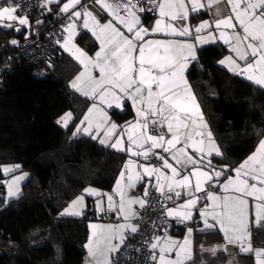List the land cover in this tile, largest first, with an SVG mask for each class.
Masks as SVG:
<instances>
[{
  "label": "snow or ice",
  "instance_id": "obj_1",
  "mask_svg": "<svg viewBox=\"0 0 264 264\" xmlns=\"http://www.w3.org/2000/svg\"><path fill=\"white\" fill-rule=\"evenodd\" d=\"M56 2L58 0H42L41 6L47 7ZM94 2L111 19L102 23L103 17H98L87 5H83L68 15V23L64 26L67 35L61 44L84 69L70 86L84 97L98 101L88 108L73 132V137L82 131L91 136V139L99 138L101 144L117 151L142 156L145 160L152 155L162 161L160 166L137 165L131 160L125 164L113 188V193L120 197L119 214L125 221H130L139 215L133 210V205L139 204L141 209L145 208L150 185L145 186L142 198H130L126 191L134 188L145 176L155 177V191L166 200L172 199L168 193L173 192L177 198L182 194L192 197L176 208L165 209L167 217L185 225L193 219L192 209L200 199L194 193L204 192L208 186H218L225 194L221 196L207 191L210 204L200 210L199 215L204 224V228L200 230L215 229L219 225L226 244L209 251L216 255L219 251L227 252V245H237L241 253L254 252L255 264H264V249L252 248L249 230L253 214L256 226L264 227V139L259 142L256 151L233 170L235 177H229L222 185H214L212 182L214 179L218 180L223 171H205L204 168L209 167L211 161L204 164L203 158L210 157L213 153L220 156L222 153L208 130L200 105L185 77L189 63L197 60L196 45L216 42L214 29L219 34L218 39L235 54V57L226 56L219 64L264 90V0H148L151 5L148 8L141 5V0ZM78 5H81V0H67L60 7V13H69L70 9H77ZM21 7L15 0H5L4 4H0V27L15 28L17 32L21 30L20 27H15L17 23L30 27L27 15H16ZM202 10L211 12L213 19L204 20L195 26V43L176 39H145L149 34L156 33L168 37L192 36L190 26L180 22L187 21L190 12ZM146 11L157 13L151 29L144 27L141 22L140 14ZM81 19L83 28L100 42V50L95 53L94 58L72 43L77 32L76 21ZM11 43L15 45L17 41L12 40ZM94 72L99 75H94ZM129 100L137 119L121 134L127 135V147L120 136L115 137V142L109 143L114 139L118 125L110 120L103 106L121 108ZM72 119V113L68 112L57 123L67 128ZM150 125L159 130L160 134H150ZM164 126L167 127L166 133L162 131ZM102 130L103 138H100ZM93 131L96 135H92ZM189 148L201 159L197 160L190 155L187 151ZM155 149L169 153L175 164L182 165L188 174H183L168 158L155 152ZM162 169L170 170L171 175ZM14 170L11 167L2 169L6 174ZM24 178L19 176L8 182L9 197L18 194V183ZM192 178H195L194 186ZM13 185H16L15 190ZM177 188L183 192L176 191ZM85 194L98 198L107 196V210L114 211L117 208L112 194L86 188L84 194L77 196L61 215H82ZM249 198L255 201L254 205ZM96 210L98 213L105 211L102 199H97ZM89 227L93 231L85 247L91 257L100 253L104 257L102 264H112L109 254L120 249L126 239L124 232L136 233L139 230L138 225L130 222L117 226L92 224ZM192 233L193 228L188 227L183 241L173 240L166 232L163 238L157 235H153L151 239L145 237L150 259L154 264H188L193 259ZM117 239L119 243L114 244L113 241ZM229 264L232 262L229 261Z\"/></svg>",
  "mask_w": 264,
  "mask_h": 264
},
{
  "label": "trees",
  "instance_id": "obj_2",
  "mask_svg": "<svg viewBox=\"0 0 264 264\" xmlns=\"http://www.w3.org/2000/svg\"><path fill=\"white\" fill-rule=\"evenodd\" d=\"M57 10L53 5L39 24L30 21L35 31L0 27V168L18 165L15 172L27 175L20 195L4 203L0 173V264H81L88 222L96 219L90 211L92 199L86 198L80 217L61 213L87 187L109 193L125 161L124 154L90 136L73 137L91 103L69 87L79 70L73 59L58 47L39 63L14 56L24 41L43 34ZM75 42L89 55L98 48L83 30ZM227 52L218 44L199 48L186 77L222 153L209 159V170L231 174L264 136V90L218 65ZM68 111L73 119L65 128L57 120ZM109 115L119 125L133 119L127 103ZM250 232L252 248L264 249V227L251 225ZM192 243L188 264H227L231 255L235 264H255L252 254L236 247L213 255L212 245L224 243L218 229L195 232Z\"/></svg>",
  "mask_w": 264,
  "mask_h": 264
},
{
  "label": "crops",
  "instance_id": "obj_3",
  "mask_svg": "<svg viewBox=\"0 0 264 264\" xmlns=\"http://www.w3.org/2000/svg\"><path fill=\"white\" fill-rule=\"evenodd\" d=\"M64 3H67V0H58V2H56V3H52V4H50V7H51V9H52V6L53 5H57L58 6V9L60 10V7H62V5L64 4ZM83 5H87L88 6V9L90 10V11H92L94 14H98V17H103V19H102V23L103 22H107L109 19H111V17H109L108 16V14L106 13V12H104L102 9H100L99 8V5H97V4H95V2H94V0H81V5H78L77 6V9H70L69 10V13H66V14H68V15H70V13H71V11H74V10H78L79 8H81ZM200 14H204V17H197V16H199ZM157 19V13H156V17L154 18V19H152V20H149L147 23L145 22L146 20H141V22H142V25L144 26V27H146V28H149V29H151L153 26H154V24H155V20ZM213 19V17H212V15H211V12H209V11H200V12H197V13H191L190 12V16H189V19L187 20V21H181L180 23L181 24H187V25H189L190 26V28L192 29V36H185V37H168V36H165V35H163L162 33H156V34H149L147 37H145V39H147V40H164V39H176V40H180V41H187V42H192V43H195V32H194V28H195V26L196 25H198V24H200L202 21H204V20H209V21H211ZM76 23H77V32H76V35L75 36H73V38H72V43L73 44H75L76 45V47H78V48H80L77 44H76V42H75V39H76V37L78 36V34H79V32H80V30H83V31H85V32H87V33H89L93 38H94V40L97 42V45H98V48H97V50L92 54V55H89L88 53H86L83 49H81V50H83L88 56H90V57H95V53L97 52V51H99L100 50V42L92 35V33L90 32V31H88L87 29H84L83 28V20L81 19V20H78V21H76ZM118 27H122V26H119V25H117ZM3 28H7V27H3ZM21 29H26L28 32L29 31H35V28L33 29L32 28V26H30V27H22ZM123 30V29H122ZM213 31H214V34L217 36V40H216V42H210V43H206V44H197L196 45V52H197V50L199 49V48H203V47H206V46H209V45H216V44H218V45H223V46H225L226 48H227V50H228V52H227V54L225 55V56H223L222 58H220L219 60H218V65L220 66V67H222L223 69H225L226 71H228L227 70V68L226 67H224V66H222V65H220L219 64V61L220 60H222V59H224L226 56H233V57H235V54L234 53H232L230 50H229V48H228V46L227 45H225V44H223V42L222 41H220L219 39H218V33L217 32H215V30L213 29ZM17 32V31H16ZM125 34H127L126 33V30H125ZM203 34H205L206 35V33H203ZM66 35H67V33H66ZM63 43V42H62ZM61 43V44H62ZM60 44V45H61ZM58 50L60 51V52H63V53H65L66 55H68L71 59H73L76 63H77V65L79 66V70H78V72L76 73V75H75V77L79 74V73H81L82 71H84V69H83V66L79 63V61L78 60H76L75 58H74V56L73 55H71L68 51H65V49L63 48V47H58ZM192 62V61H191ZM190 62V63H191ZM239 63H241V64H243V62L242 61H238ZM190 63H189V65H190ZM189 67V66H188ZM186 72H187V70L185 71V77H186ZM229 72V71H228ZM229 73H231L232 75H236V74H234V73H232V72H229ZM94 75H96V76H98L99 75V73L98 72H94L93 73ZM236 76H239V77H241V78H243V79H245V80H247L244 76H240V75H236ZM75 77H73L71 80H70V82H69V87H70V89L71 90H73L74 92H76L77 94H79L81 97H84L83 95H81L79 92H77L74 88H72L70 85H71V82L75 79ZM186 79H187V77H186ZM187 81H188V79H187ZM248 81V80H247ZM248 82H250V81H248ZM250 83H252V82H250ZM188 84H189V82H188ZM253 84V83H252ZM190 85V84H189ZM255 85V84H254ZM192 89V88H191ZM194 93V92H193ZM195 95V94H194ZM84 98H86V97H84ZM86 99H88V98H86ZM197 99V98H196ZM89 100H91V99H89ZM94 102H97L98 103V101H93V100H91V103H90V105L88 106V108L89 107H91V105L94 103ZM197 102H198V100H197ZM126 103L130 106V108L132 109V111H133V119L131 120V121H129L128 123H126V124H123V125H119V124H117L111 117H110V115H109V111H111V110H117V111H122V110H124V108H125V105H126ZM199 103V102H198ZM103 107H105V110L108 112V115H109V118H110V120L112 121V122H114V123H116L117 125H118V128H117V130H116V133H114V139L113 140H110L109 141V143H113V142H115V137H117V136H120L123 140H124V142H125V147H127V135L126 134H124V135H122L121 136V134L122 133H124L125 132V129H126V127L130 124V123H135V121H136V119H137V117H136V112H135V110H134V108H133V106H132V102L129 100V101H126L125 103H123L122 104V107L121 108H115L114 106L112 107V108H107V106L105 105V106H103ZM88 108L86 109V111L84 112V114H83V116H82V118H81V120L83 119V117H84V115L86 114V112H87V110H88ZM200 110H201V108H200ZM203 119H204V121L206 122V120H205V118H204V116H203ZM80 120V121H81ZM80 123V122H79ZM78 123V124H79ZM207 123V122H206ZM84 126H86V125H84ZM77 127V126H76ZM164 130H165V133L167 132V127L166 126H164ZM208 130H209V127H208ZM74 131H76V128H75V130ZM80 135H83V136H89V135H85L82 131L78 134V136H80ZM92 135H96V133H95V131H93V133H92ZM170 135V134H169ZM91 137V136H90ZM213 137V136H212ZM100 138H103V130L101 131V133H100ZM262 139H264V136L262 137ZM261 139V140H262ZM260 140V141H261ZM97 143H99L100 145H102V146H105V147H109V146H107V145H105V144H101L100 142H99V138H98V141H97V139L95 140ZM259 141V142H260ZM259 142H258V144H257V146H256V148L254 149V151L250 154V155H252L255 151H256V149H257V147H258V145H259ZM216 143V142H215ZM217 145V144H216ZM179 146H182V145H179ZM218 146V145H217ZM109 148H111V147H109ZM112 150H114V151H116V152H119V153H122V154H124L125 155V161H124V163H123V165H122V168H121V170H120V172H119V174H118V176L116 177V180H115V182H114V184H113V186H112V188H111V190H110V192L108 193V194H112L113 195V199H114V202H115V204L117 205V208H116V217H117V220L115 221V222H113V223H101L102 221H99V220H96L95 219V221L94 222H92L93 220H91V222L89 221L88 222V237H87V242H86V244L88 243V241H89V237H90V235H91V233H92V229L89 227L90 225H92V224H96V225H113V226H117V225H120V224H125V223H132V224H134V219L135 218H131L130 219V221H125L124 220V218H123V216L122 215H120L119 214V212H118V206H119V201H120V197L118 196V195H116V194H114L113 193V188L115 187V185H116V181H117V179H118V177H119V175H120V173H121V171L122 170H124V166H125V164L128 162V161H135V163L137 164V165H146V166H151V164H150V161H149V159H150V157L152 156V155H150L149 156V159L148 160H145L142 156L141 157H136V156H131L129 153H127V152H122V151H117L116 149H113V148H111ZM155 152H159V151H162L161 149H155L154 150ZM187 151H188V153L190 154V155H193L194 156V158L195 159H197V160H200L201 159V157L199 156V155H196V154H194L193 152H192V149L191 148H189V149H187ZM163 153V152H162ZM163 155L166 157V158H168L169 159V162L170 163H172L175 167H177L178 168V170H180L183 174H188V172L187 171H184V169H183V166L182 165H176L175 164V161H173L172 159H171V156H170V154L169 153H163ZM249 155V156H250ZM214 156H217V155H215L214 153L212 154V156H204V164H206V162H208V160L211 158V157H214ZM248 156V157H249ZM248 157H246L244 160H242L234 169H236V168H238L239 167V165L241 164V163H243ZM16 165H5V166H2L1 168H0V173H1V175L2 176H5V175H8V174H10V173H13V172H15L18 168H16L15 167ZM5 167H11V168H14L15 170L14 171H12V172H10V173H4L3 171H2V169L3 168H5ZM163 171H165L166 172V174H168V175H171V172H170V170H167V169H162ZM191 169H190V167H189V170L188 171H190ZM204 170L205 171H209V172H212V171H214V170H209V167H206V168H204ZM141 171H142V169H141ZM18 173V172H17ZM229 177H235V172L234 171H232V173L231 174H228V176H227V178H225V179H222V180H218V181H216L215 179V184L216 185H222ZM179 178H182V177H178V179ZM1 183H2V185H3V180L1 181ZM192 183H193V186H194V184H195V178H192ZM139 185H141V190L139 189L138 190V186ZM146 185H150L151 187L149 188V191L151 190V189H155V185H156V179H155V177L153 176V177H144L141 181H139L137 184H136V186L134 187V188H130V189H126V191H127V194H128V197H130V198H142L143 197V194H144V189H145V186ZM177 189H179V188H177ZM95 190H97V191H99L98 189H95ZM182 190V189H181ZM167 191V187H165V192ZM183 191V190H182ZM99 192H101V191H99ZM102 193V192H101ZM199 193V192H198ZM196 194L197 193H194V195L196 196ZM215 194H217V195H221V196H223L225 193L222 191V189H221V191H220V193H215ZM4 195H5V186L3 185V194H2V196L4 197ZM86 198H91L92 199V202H91V207H90V211L94 214V215H99V214H101V213H98L97 212V210H96V201H97V199H102V201H103V207H104V201H105V199L107 198V196H103V197H94V196H88L87 194H85V200H84V208H83V211L85 210V204H86ZM190 198H192L191 196H188V195H185V199L183 200V201H181V203L179 204V205H181V204H183L186 200H188V199H190ZM250 199V202L254 205V203H255V201H252L251 200V198H249ZM71 203V202H70ZM210 204V202L208 201V200H206V201H204V202H199V200H198V203H197V205L192 209V212H193V219L191 220V221H188V222H186V225L185 224H178L177 222H176V220L174 219V218H171V217H169L170 218V221H171V224H172V228H171V230H170V232H168L167 233V235L168 236H170L173 240H176V241H183V239H184V237H185V235L187 234V228L188 227H192L193 228V233H192V236H191V240H192V242H193V235H194V233L195 232H200L201 230L200 229H202V228H204V224H203V221H202V219H201V217H200V215H199V213H200V210L201 209H204L206 206H208ZM138 206H139V204H135V205H133L132 207H133V210L136 212L137 211V208H138ZM178 206V205H177ZM177 206H175V207H173V208H176ZM67 208V207H66ZM253 213H254V208H253ZM83 214V213H82ZM64 216H72V215H64ZM80 216H82V215H80ZM80 216H76V217H80ZM211 222V221H210ZM255 226V227H257L256 226V221H255V216H254V214L252 215V217H251V223H250V225H249V230H250V226ZM184 226V227H183ZM215 229H218L219 231H220V228H219V225H217V227L215 228ZM209 230H211V229H209ZM221 232V231H220ZM222 233V236H223V239H224V234H223V232H221ZM124 235H125V237H127L128 235H130V234H132L130 231H126V232H124L123 233ZM157 236H160V237H164L165 236V234L164 235H157ZM113 243L115 244V243H119V240L117 239V240H114L113 241ZM85 244V245H86ZM226 244V241H225V239H224V243H222V244H218V243H215V244H213L212 245V249L214 248V247H217V246H224ZM227 247L229 248H232V247H238L237 245H227ZM192 249H193V243H192ZM158 251V250H157ZM247 254H252L253 255V252H251V253H247ZM112 255H113V253H110L109 254V259L111 260V257H112ZM173 255V257H174V253L172 254ZM234 255H231L230 256V258L228 259V261L229 260H232V262H233V260H234ZM103 259H104V257L103 256H101L100 255V253H97V255H96V257H91V256H89V253H88V249L85 247V255H84V258H83V261H82V263L81 264H98V262H100V264H102V262H103ZM152 263L154 264V262L152 261ZM233 264H235V263H233Z\"/></svg>",
  "mask_w": 264,
  "mask_h": 264
},
{
  "label": "built area",
  "instance_id": "obj_4",
  "mask_svg": "<svg viewBox=\"0 0 264 264\" xmlns=\"http://www.w3.org/2000/svg\"><path fill=\"white\" fill-rule=\"evenodd\" d=\"M15 2L22 5L16 15H27L29 21H38L46 14L50 13V4L47 7H42V0H15ZM4 3L5 0H0V4ZM141 5L146 8L151 7V5L148 4V0H141ZM140 16L141 20H152L156 17V12L146 11L141 13ZM67 17L68 14L60 13V10L58 9L57 13L53 15L51 20H49L43 34L36 38H30L29 40L24 41L14 53V56L25 58L27 61L33 63L45 61L51 51L64 41L66 36L64 26L68 23ZM149 131L150 134H160V131L153 129L151 125ZM162 131L164 132V128ZM157 153L163 155L162 151ZM149 161L151 166H160L162 164V161L158 160L155 156H151ZM222 171V176L227 177L228 173L224 170ZM213 184L216 185L215 183ZM176 191L182 190L176 189ZM207 191L220 193L221 188L218 186H208L206 191L196 194V197L200 198L199 202L207 200ZM168 195L172 196L171 200H166L164 197H161L160 193L156 192L155 189L150 190V195L146 198L148 203L145 208L141 209L140 206H138L136 211L139 215L134 219V225H138L139 230L136 233L128 235L120 249L113 253L111 257L112 264H153L150 259L151 254L149 249L144 242L145 237L151 239L153 235H164L165 232H170L172 224L170 218L165 215V209L173 208L185 199L184 194L179 198L175 196L174 192L168 193ZM104 209V212L95 216L96 220L108 223L115 222L117 220L116 211L107 210V198L104 201Z\"/></svg>",
  "mask_w": 264,
  "mask_h": 264
},
{
  "label": "rangeland",
  "instance_id": "obj_5",
  "mask_svg": "<svg viewBox=\"0 0 264 264\" xmlns=\"http://www.w3.org/2000/svg\"><path fill=\"white\" fill-rule=\"evenodd\" d=\"M30 22V21H29ZM5 23H7V21H5ZM15 27H20V28H22V27H24V26H20L18 23L15 25ZM69 112V111H68ZM68 112H66V113H68ZM65 114V113H64ZM63 114V115H64ZM63 115H61L60 117H62ZM59 117V118H60ZM61 125V124H60ZM62 126V125H61ZM63 127V126H62ZM26 173H24V172H13V173H10V174H8V175H5L4 176V178H3V185L5 186V195H4V203H6V202H8L9 200H11V199H15V198H17L19 195H20V193H21V185H22V183L26 180V177H27V175H25ZM19 176H24L25 178L23 179V180H21V181H19V183H18V187H19V192H18V194L17 195H15V196H12V197H9L8 196V182H10L11 180H13L15 177H19ZM15 187H16V185H13V190H15ZM87 188H92V189H95L94 187H87ZM83 194H84V192H83ZM75 200V199H74ZM72 202V201H71ZM70 204V203H69ZM69 204H68V206H69ZM67 206V207H68ZM98 216V215H97ZM103 222H105V221H103ZM102 222V223H103ZM106 223H108V222H105V224ZM104 224V223H103ZM254 249V248H253ZM255 249H261V248H255ZM237 250L240 252V249H239V247H237ZM241 253V252H240ZM242 254H247V253H242ZM253 257H254V262H256V258H255V254H254V252H253ZM229 261H231L232 262V260H229ZM229 261H228V263L227 264H229ZM232 264H233V262H232Z\"/></svg>",
  "mask_w": 264,
  "mask_h": 264
},
{
  "label": "bare ground",
  "instance_id": "obj_6",
  "mask_svg": "<svg viewBox=\"0 0 264 264\" xmlns=\"http://www.w3.org/2000/svg\"><path fill=\"white\" fill-rule=\"evenodd\" d=\"M59 46L61 47V45H59ZM59 46H58V47H59ZM74 77H75V76H74ZM164 132H165V130H164ZM97 141H98V139H97ZM222 181H223V180H222ZM215 182H216V181H215ZM220 182H221V181H220ZM19 191H20V190H19ZM200 203H201V202H200ZM91 220H92V218H91ZM94 221H95V220H93L92 222H94ZM90 222H91V221H90ZM102 222H103V221H102ZM102 222H101V223H102ZM104 223H105V222H104ZM183 227H184V226H183ZM231 251H232V250H231Z\"/></svg>",
  "mask_w": 264,
  "mask_h": 264
}]
</instances>
